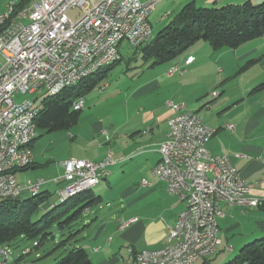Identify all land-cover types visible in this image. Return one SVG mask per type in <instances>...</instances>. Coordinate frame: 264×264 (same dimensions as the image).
<instances>
[{
  "label": "crops",
  "instance_id": "1",
  "mask_svg": "<svg viewBox=\"0 0 264 264\" xmlns=\"http://www.w3.org/2000/svg\"><path fill=\"white\" fill-rule=\"evenodd\" d=\"M189 1L196 6L219 7L246 0ZM250 1L259 3L263 0ZM169 15L168 12L167 18ZM161 18L163 14L160 20L166 19ZM189 56L193 60L184 64ZM257 58L258 61L244 72L240 70L248 60ZM173 64L182 66L184 71L168 75L166 72ZM239 71L242 73L237 74ZM235 77L238 82L247 81L241 87L230 90L233 87L229 83ZM202 78L219 84L223 88L221 93L204 97L210 94L205 92L206 88L195 86L186 89L191 81ZM263 80L264 35L243 42L236 48L222 47L217 50L207 42H197L177 61L159 67L155 74L150 73L124 93H88L84 96L82 109H95L102 100H110L111 111L110 119L101 117L90 122L92 132L98 135L97 139H93L98 146L95 153H91V158L86 159L99 161L108 151H111L113 159L109 175L91 189L90 195L94 198L91 206L96 205L97 208L83 211V216L89 215L84 221L85 227L98 224L92 241L82 246L93 264H126L131 252L164 247L167 227L174 224L184 208L183 202L170 194L166 183L152 172L159 161L157 149L168 131L167 119L172 114L166 106L168 101L182 104L184 110L196 112L206 126L215 129L205 144L206 148L213 155L229 156L240 178L251 185L247 196L259 199L258 205L252 208L223 207L224 213L217 220L220 243L217 251L208 257L209 263L222 264L245 244L264 236V89L258 93L248 92ZM224 90L226 93H223ZM93 94H97L94 99ZM228 124L233 125L232 131ZM74 132L76 135L68 131L71 140L77 139L78 132ZM36 139L32 143V166L17 170L15 178L18 182L29 176H35L32 180L43 179L40 193H55L58 196L57 190L64 182L54 183L53 179L61 175L62 165L59 163L56 166L55 174L49 172L45 173V177H39V168L45 162L43 156L36 153ZM141 179L150 185L142 186ZM105 194L111 195L115 206L113 210L105 211L112 206L109 202L106 207L102 206ZM127 221V226L119 229V224Z\"/></svg>",
  "mask_w": 264,
  "mask_h": 264
},
{
  "label": "built area",
  "instance_id": "2",
  "mask_svg": "<svg viewBox=\"0 0 264 264\" xmlns=\"http://www.w3.org/2000/svg\"><path fill=\"white\" fill-rule=\"evenodd\" d=\"M12 3L13 0L6 10ZM75 7L79 8L80 15L72 20L67 12ZM155 8L156 0H41L34 7L23 10L11 23L8 36L0 43V196H20L44 183L43 179L18 182L15 178L17 170L32 163L36 126L25 135L29 137V148L23 155L4 158V149L9 147L19 126L18 110L32 102L30 99L16 102L15 95L34 93L59 81H70L89 68L84 67L87 53H96L95 63L105 61L108 57H100V47L115 38L111 37L112 29L123 31L125 26L140 25V32L131 37L129 46L137 48L146 43L152 27L150 21H141V13H152ZM167 16L165 12L161 19ZM116 19H123V26H116ZM192 60L189 56L184 64ZM183 71L182 66L173 64L166 73ZM211 93L213 96L219 94L217 91ZM83 105L84 97H80L75 100L73 109L80 110ZM166 106L172 114L167 119L168 131L158 147L159 161L152 172L166 183L170 194L183 202L184 208L174 224L167 227L166 245L160 249L131 252L132 264H193L208 258L220 243V240L209 243V234L218 232L217 220L224 213L223 207L252 208L259 203V199L247 196L251 185L240 178L229 156L223 154L220 168H213V155L204 148V140H208L215 129H199L200 116L184 110L182 104L168 101ZM227 127L232 131L233 125ZM3 136H10V143H3ZM112 163L111 151L101 161L68 159L62 162V175L53 179L54 183L64 182L57 190L58 197L83 183L100 180L109 172ZM140 184L150 185L145 179H141ZM192 213H200L203 234L192 232ZM128 222H121L119 229L125 228ZM27 253L29 249L22 251V254ZM9 256V249L5 247L0 254V264H8Z\"/></svg>",
  "mask_w": 264,
  "mask_h": 264
},
{
  "label": "trees",
  "instance_id": "3",
  "mask_svg": "<svg viewBox=\"0 0 264 264\" xmlns=\"http://www.w3.org/2000/svg\"><path fill=\"white\" fill-rule=\"evenodd\" d=\"M32 1L34 0H20L18 7L28 5ZM263 35L264 0L259 3L246 0L239 4H225L219 7L196 6L193 1H190L184 4L175 17L151 40L134 50L139 51L143 59H151V66H153L173 60L187 47L200 41L207 42L212 49L217 50L222 47L236 48L243 42ZM120 59L87 76L89 82L85 85L80 83L83 79L54 95L46 93L33 118L36 130L68 131L76 125L81 109H73L74 101L88 94L99 80L104 79L105 72ZM256 61L258 58L248 60L240 70L248 68ZM263 89L264 80L254 86L251 93ZM91 189L68 199H61L59 205L63 207L60 210L57 209L58 204L47 203L51 193L43 196L40 192L31 193V196L24 200H19L18 196L0 197V248L8 247L21 238L34 240L32 246L37 248L48 236L52 237L53 232L48 229L53 222L57 223L58 230L67 229L81 217L86 208L91 206L94 201L93 195H90ZM80 203L82 205L75 209ZM43 207L45 209L41 215L33 219V216ZM72 209L75 210L67 215ZM73 234L75 233L72 232L71 235ZM68 241H70L69 236L59 241L57 247ZM202 262L210 264L208 258L202 259ZM54 264H93V262L82 246H73ZM222 264H264V236L245 244L238 254Z\"/></svg>",
  "mask_w": 264,
  "mask_h": 264
},
{
  "label": "rangeland",
  "instance_id": "4",
  "mask_svg": "<svg viewBox=\"0 0 264 264\" xmlns=\"http://www.w3.org/2000/svg\"><path fill=\"white\" fill-rule=\"evenodd\" d=\"M10 1L11 0H0V12L6 10V6ZM36 1L37 0L32 1L30 5ZM141 1H146V0H141ZM187 2L190 1L160 0L157 3L156 8L149 15V21L152 27V34L149 40H151L161 28L167 25L179 12L181 7ZM167 11L170 13L169 17L161 21L160 20L161 15ZM67 15L70 19L76 20L80 15V10L78 7L72 8L67 12ZM26 22L27 21H25V23ZM191 46L193 45L187 47L182 53H180L173 60L151 66L152 63L151 59H147V60L143 59L139 51L136 52L134 48L129 46L127 41L122 40L119 44V52L121 54V59L119 58L120 61H118L114 66L108 69L105 72L104 79L99 80L98 84L88 93H124V91H127L128 88L137 84L140 80L147 77L150 73L151 75L155 74L159 67L165 66V64L167 63L177 61L178 58H180L184 54V52H186V50L189 49ZM1 62L2 59L0 58V64ZM244 70L242 72H244ZM242 72L239 71L237 74L239 73L241 74ZM245 81H247V79H243L240 80V82H238V78L235 77V79H233L229 83L231 85L230 87H233L230 90L241 87ZM88 82L89 79L85 77L84 80L80 83L85 85ZM104 83H107V87L101 89L100 87ZM195 86H200L199 88L202 89L206 88L205 92L210 94L209 95L205 94L204 97H210L212 91H217L221 93L223 89L219 84L215 85V82L213 83L212 81L203 78L201 80L197 79L191 81V83H189L186 86V89L189 90ZM252 88L253 86L251 87V89H249L248 91L249 93H251ZM258 92H253V93H258ZM46 93H47L46 89L41 88L38 91H35L34 93L16 94L15 101L21 102L22 100L30 99L33 101L34 106L38 108L41 106V99L46 95ZM223 93H226V90H224ZM92 96H93L92 98L94 99L96 98L97 94H93ZM109 103L110 100L108 101L102 100L101 102H99L97 107H95V109H91V108L86 109V107L82 109L78 123L68 130L71 131L72 134H75L74 131H77L78 132L77 139L75 138L71 140L68 136L67 130L54 131V132H45L43 130L37 131L38 137L35 141L37 142L36 153L38 156H43L44 158L43 162L48 163V164L43 163L44 166H42V168H39V171H41V173L38 175L39 177H45V173L48 174L49 172L55 174L56 166H58L59 163H62L68 159L88 160L86 159V157L91 158V153L92 154L95 153V150L97 149L98 146L97 142L93 141V139L95 138L97 139L98 135L92 132L90 127V122L96 120L95 118H101V117L107 120L110 119L111 111L109 110ZM105 157L106 155L102 159H104ZM61 172L63 173V170ZM33 178H35V176L33 177L29 176L24 180H32ZM114 187L115 186L113 185L112 188ZM44 193L45 192H43L41 196L45 195ZM29 196H31V193L24 191L18 197L19 200H24ZM60 201H61L60 196L58 197L55 195V193H53L49 197L47 203L49 205H57V204L59 205ZM107 202L111 203L112 206L111 208H105V211L113 210L115 206L113 204L114 203L113 200H111V195L107 196V194H105L103 196L102 206L106 207ZM81 205L82 203H80L77 207H75V209ZM62 207L63 206L59 205L57 209L60 210L62 209ZM89 208H92V210L94 211L97 208V206L93 205ZM44 209H45L44 207L41 208V211L38 214H35L33 216V219H36L38 216H40L41 213L44 211ZM75 209L70 210L67 215H70L72 211H74ZM83 215L84 214L82 213L81 217L77 218L70 227L61 231L57 229L58 228L57 223L53 222L52 226L48 229V231L53 232L52 237L48 236V238L43 240V242L37 248H33L32 245L34 243V240L31 239L21 238L12 242L7 247L10 253L8 264H54L63 255H65L66 252L69 249H71L73 246H83L87 242H91L95 233L97 232L98 224H91L88 227H85L84 221L89 218V215H85V216ZM72 232L75 234L71 235ZM68 236L70 237V241L65 242L63 245L57 247L59 241L67 238ZM25 249H30V252L21 255V252ZM236 254L230 255L226 261L232 259ZM193 264H203V262L201 259H199ZM213 264H218V263L215 262Z\"/></svg>",
  "mask_w": 264,
  "mask_h": 264
},
{
  "label": "bare ground",
  "instance_id": "5",
  "mask_svg": "<svg viewBox=\"0 0 264 264\" xmlns=\"http://www.w3.org/2000/svg\"><path fill=\"white\" fill-rule=\"evenodd\" d=\"M38 1L41 0H37L31 5L28 4L18 7L20 0H13L11 7L5 10L0 15V43L4 41L8 36L11 23H14L18 19V16L21 15V12L23 10H27L30 9L31 7H34L35 4L38 3ZM159 1L160 0H156V5ZM150 14L151 13H141V21H149ZM116 26H123V19H116ZM139 32H140V25L125 26L123 28V31H119V29H112L111 37H115V38H112V42H108V45L100 47V57H108L105 61H98L97 63H95L96 53H87L86 58L84 60V67H89V68L84 70V72H81L80 74L74 76V78H72L70 81H59L57 84H53L51 86H45L44 88L46 89L47 93L54 95L60 92L62 89L70 85L76 84L85 77L90 76L96 73L97 71L103 69L104 67L116 62L120 58L119 56L120 42L122 40H125L128 42V44H130L131 37ZM150 37L151 35L146 37V42L150 39ZM36 112H37V107L34 106L33 101L30 104L23 105L22 108L18 110V118L20 119H19V126L16 127L14 132V139L10 143V136H3V143H10L9 147L4 149V158H11L12 155L22 156L24 150L29 148V137H25V135L29 133V129L35 128V123L33 118ZM200 120H202L201 117ZM199 129H213V128L206 126L202 121L199 122ZM206 142L207 140H204L205 149H207L205 146ZM157 151L159 153V148L157 149ZM222 161H223V155H213V168H220ZM107 175H109V172L104 173L101 178L106 177ZM99 182L100 180H95L93 183H83L78 187H76V189H73L72 191L60 195V198L62 200L68 199L69 197L74 196L80 192L91 189ZM40 187L29 190V193L32 194L39 193ZM0 197H16V196L2 195ZM199 221H200V213H192L191 227H192V232H194L195 234L204 233V226L199 225ZM219 240L220 239L218 237V232H213L209 234V243H217L219 242ZM4 251H5L4 247L0 248V254H2ZM126 264H132V258L130 256V253L127 258Z\"/></svg>",
  "mask_w": 264,
  "mask_h": 264
},
{
  "label": "water",
  "instance_id": "6",
  "mask_svg": "<svg viewBox=\"0 0 264 264\" xmlns=\"http://www.w3.org/2000/svg\"><path fill=\"white\" fill-rule=\"evenodd\" d=\"M44 206V205H43Z\"/></svg>",
  "mask_w": 264,
  "mask_h": 264
}]
</instances>
